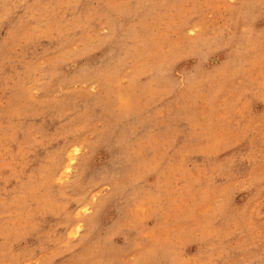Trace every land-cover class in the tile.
<instances>
[{
  "label": "rangeland",
  "instance_id": "374dc122",
  "mask_svg": "<svg viewBox=\"0 0 264 264\" xmlns=\"http://www.w3.org/2000/svg\"><path fill=\"white\" fill-rule=\"evenodd\" d=\"M0 264H264V0H0Z\"/></svg>",
  "mask_w": 264,
  "mask_h": 264
}]
</instances>
